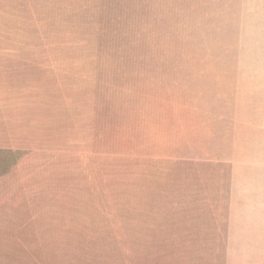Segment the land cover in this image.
<instances>
[{
	"label": "rangeland",
	"instance_id": "obj_1",
	"mask_svg": "<svg viewBox=\"0 0 264 264\" xmlns=\"http://www.w3.org/2000/svg\"><path fill=\"white\" fill-rule=\"evenodd\" d=\"M241 27L242 0H0V264H223Z\"/></svg>",
	"mask_w": 264,
	"mask_h": 264
},
{
	"label": "crops",
	"instance_id": "obj_2",
	"mask_svg": "<svg viewBox=\"0 0 264 264\" xmlns=\"http://www.w3.org/2000/svg\"><path fill=\"white\" fill-rule=\"evenodd\" d=\"M238 51L223 264H264V0H242Z\"/></svg>",
	"mask_w": 264,
	"mask_h": 264
},
{
	"label": "trees",
	"instance_id": "obj_3",
	"mask_svg": "<svg viewBox=\"0 0 264 264\" xmlns=\"http://www.w3.org/2000/svg\"><path fill=\"white\" fill-rule=\"evenodd\" d=\"M184 172V171H183Z\"/></svg>",
	"mask_w": 264,
	"mask_h": 264
}]
</instances>
